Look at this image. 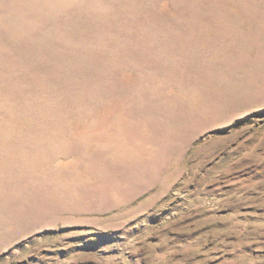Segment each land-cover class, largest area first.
<instances>
[{"label":"rangeland","instance_id":"1","mask_svg":"<svg viewBox=\"0 0 264 264\" xmlns=\"http://www.w3.org/2000/svg\"><path fill=\"white\" fill-rule=\"evenodd\" d=\"M0 264H264V0H0Z\"/></svg>","mask_w":264,"mask_h":264}]
</instances>
